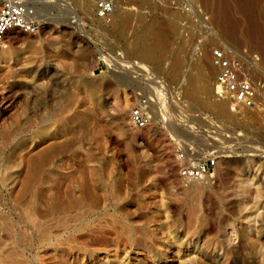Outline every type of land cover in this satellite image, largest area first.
Wrapping results in <instances>:
<instances>
[{"label": "rangeland", "instance_id": "obj_1", "mask_svg": "<svg viewBox=\"0 0 264 264\" xmlns=\"http://www.w3.org/2000/svg\"><path fill=\"white\" fill-rule=\"evenodd\" d=\"M43 1L28 2L40 30L0 47V264H264V111L216 101L211 65L214 49H246L264 81V0H113L145 18L129 29L80 0ZM151 23L166 53L143 60L132 41ZM146 71L169 85L168 117L134 129ZM187 78L192 96L177 92ZM175 143L215 169L180 179Z\"/></svg>", "mask_w": 264, "mask_h": 264}, {"label": "built area", "instance_id": "obj_2", "mask_svg": "<svg viewBox=\"0 0 264 264\" xmlns=\"http://www.w3.org/2000/svg\"><path fill=\"white\" fill-rule=\"evenodd\" d=\"M112 9L111 0H96L95 14L99 18L105 19L112 13ZM41 25L34 5L24 0H0V47L8 31L15 29L36 34ZM234 52L228 53L224 48L212 51L211 65L217 71V99H230L233 106L239 104L246 108L264 110V81L257 78L259 57L246 49ZM148 89L137 91L132 96L128 124L134 129L151 130L154 127L153 107L159 104V97L150 87ZM160 90L165 92L163 86H160ZM173 152L177 175L184 181L203 180L217 165L215 156H192L193 152H186L179 143L173 145Z\"/></svg>", "mask_w": 264, "mask_h": 264}, {"label": "bare ground", "instance_id": "obj_3", "mask_svg": "<svg viewBox=\"0 0 264 264\" xmlns=\"http://www.w3.org/2000/svg\"><path fill=\"white\" fill-rule=\"evenodd\" d=\"M24 1H26V2H31V1H33V0H24ZM35 2L37 1V0H34ZM39 1H41L42 3L41 4H43V3H47V2H45V1H43V0H39ZM112 1V3H113V9H112V12L114 13V18L116 17V23L118 24V25H121V27H125V28H127V29H129V25L131 24V25H133L132 24V22H134V21H139V22H141V21H144V17L142 16V14L141 13H126V12H120V13H117L116 11H119L118 9V7L117 6H115L114 5V1L113 0H111ZM210 1V0H209ZM218 1V0H217ZM223 1V0H222ZM227 1V0H226ZM147 2V1H146ZM206 2H208V1H206ZM214 2V1H213ZM261 2V1H260ZM94 3H96V0H95V2H94V0H80V6L85 10V11H88V9H90V8H92V7H95V4ZM204 3V2H203ZM216 3H218V2H216ZM30 4V3H29ZM32 4V3H31ZM32 5H34V4H32ZM209 5H211V4H209ZM264 5V4H263ZM35 6H37V4L35 3V5H34V7ZM127 6V5H126ZM221 6V5H220ZM226 6V5H225ZM252 7V6H251ZM124 9H127L126 7H123ZM214 8V7H213ZM220 7H218L217 6V11L219 12L220 11V9H219ZM82 9V10H83ZM238 9V8H237ZM258 9V8H257ZM207 10V9H206ZM230 10V9H229ZM246 10V9H245ZM262 10V14H263V19L262 20H264V8H262L261 9ZM140 12V11H139ZM116 15V16H115ZM177 16V15H176ZM228 16V15H227ZM218 17V16H217ZM261 17V16H260ZM220 18V17H219ZM221 19V18H220ZM101 20H103V18H101ZM241 20V19H240ZM259 20V19H258ZM113 21V20H112ZM216 21H217V18H216ZM141 23H143V22H141ZM222 23V22H221ZM225 23L227 24V27L228 26H231V24H230V22L228 21H225ZM175 22H171L170 21V23H168L166 26H168V28H172V27H175ZM241 25V24H240ZM248 25V24H247ZM181 26V25H180ZM238 26V25H237ZM262 26H263V28H264V21H263V23H262ZM176 28V27H175ZM175 28H173V29H175ZM232 28H235V27H232ZM163 29V28H162ZM231 29V28H230ZM15 29H13V30H10V31H14ZM234 30V29H233ZM232 30V32H234ZM242 30V29H241ZM10 31H8V32H10ZM129 31V30H128ZM144 31L145 32H142V34H140V35H137L136 37H135V39H134V41H132V43H133V53H134V55L135 56H137L138 58H140V59H143V60H154V59H156V58H158V57H160L161 55H165V53H166V43L164 42V33H163V31L161 30V27L159 28V26H155L153 23H151V24H148V25H145V29H144ZM165 31H167V29L165 30ZM7 32V33H8ZM260 32V31H259ZM6 33V34H7ZM239 33L241 34V35H244L245 37H249V36H254V35H252L251 33H249L248 32V34L246 33V32H244L243 30L242 31H239ZM165 34H166V32H165ZM182 34V33H181ZM261 35V34H260ZM148 36H150V38H151V41L150 42H147L146 41V39H147V37ZM168 37V36H167ZM261 39H262V41H263V45H264V34L263 35H261ZM255 40V39H254ZM190 41V40H189ZM260 41V40H259ZM214 44V43H213ZM262 44V43H261ZM179 47V46H178ZM182 47V46H181ZM209 47V46H208ZM180 48V47H179ZM179 48H177L176 49V51H175V53H173L172 55L174 56V57H176V56H180V49ZM197 49V48H196ZM195 49V50H196ZM202 51H200L201 53L200 54H198L197 56L199 57H203V58H205V59H207L208 58V52H206V51H204V49H201ZM199 53V52H198ZM208 53V54H207ZM194 55V54H193ZM192 55V56H193ZM210 57V56H209ZM257 66H258V62H257ZM127 67H129V66H127ZM145 67H148L149 68V70L151 69L150 68V66H147V65H145ZM123 68H125V67H123ZM211 69V68H210ZM152 70V69H151ZM180 71H181V65H180V63L178 62V61H176V62H174V63H172L171 65H170V68H169V70L167 71V74L168 75H172V76H174V75H177V74H179L180 73ZM212 71V70H211ZM144 79H146V84H144V86H143V88H142V91L144 90V91H146L149 87L152 89V90H154L156 93H157V95H158V97H159V101H158V105L157 106H154L153 107V115H152V117H153V120L155 121V112H154V109H158L159 110V114H160V118H161V120L162 121H165L166 120V116L168 117V110H167V107H169V103L167 102V96L168 95H166L165 94V92H161V90H160V86H163L164 87V89H165V91L166 92H168L169 93V90H170V88H169V85L167 84V81L164 79V78H162V79H160V80H158V82H157V79H156V77H155V79H153V78H151V75L150 74H148V71H146V74H144ZM143 79V80H144ZM121 80H123V81H126V78H121ZM160 81V82H159ZM144 82V81H143ZM150 82L151 83H155V82H157V86H154V88L151 86V84H150ZM165 84L167 85V87H165ZM155 85V84H154ZM213 86V94H214V98H215V100L216 101H221V102H225V101H227V102H229V103H233V101L232 100H230V99H217V96H216V81H214V84L212 85ZM149 90V89H148ZM171 92L173 93L174 91L173 90H171ZM177 92L178 93H182L183 95H186V96H192L193 94H192V83H191V81L187 78V79H184V81H183V84H182V86H180V89H178L177 88ZM185 96V97H186ZM183 97V96H182ZM179 98H181V95H179ZM170 102L172 103V106H173V108H177L178 107V102H177V99L175 98V99H172V97L170 98ZM220 105L221 104H218V106L217 107H220ZM233 105V104H232ZM238 105V107H242L241 105H239V104H237ZM172 108V109H173ZM174 110V109H173ZM219 112H222L223 114H227V115H230L229 114V112L227 111L226 112V110L223 108V110H221V109H219L218 110ZM261 111H264V110H261ZM162 117H164L165 119L163 120L162 119Z\"/></svg>", "mask_w": 264, "mask_h": 264}]
</instances>
